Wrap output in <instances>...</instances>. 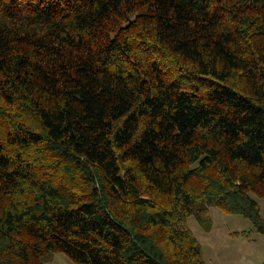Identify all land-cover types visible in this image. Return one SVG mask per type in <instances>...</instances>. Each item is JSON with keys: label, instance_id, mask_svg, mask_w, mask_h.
I'll return each mask as SVG.
<instances>
[{"label": "trees", "instance_id": "trees-1", "mask_svg": "<svg viewBox=\"0 0 264 264\" xmlns=\"http://www.w3.org/2000/svg\"><path fill=\"white\" fill-rule=\"evenodd\" d=\"M250 193L264 0H0V264H206Z\"/></svg>", "mask_w": 264, "mask_h": 264}, {"label": "rangeland", "instance_id": "rangeland-1", "mask_svg": "<svg viewBox=\"0 0 264 264\" xmlns=\"http://www.w3.org/2000/svg\"><path fill=\"white\" fill-rule=\"evenodd\" d=\"M261 206L264 218V197L250 193ZM212 223L202 226L195 217L188 227L202 245L206 264H264V234L242 215L226 214L219 207L211 208ZM54 264H75L65 253L56 254Z\"/></svg>", "mask_w": 264, "mask_h": 264}]
</instances>
